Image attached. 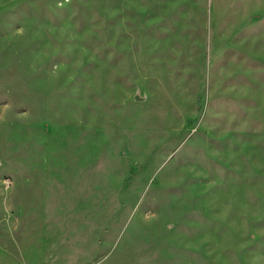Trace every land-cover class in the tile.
<instances>
[{"label": "rangeland", "instance_id": "1", "mask_svg": "<svg viewBox=\"0 0 264 264\" xmlns=\"http://www.w3.org/2000/svg\"><path fill=\"white\" fill-rule=\"evenodd\" d=\"M0 264H264V0H0Z\"/></svg>", "mask_w": 264, "mask_h": 264}]
</instances>
